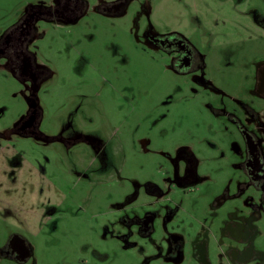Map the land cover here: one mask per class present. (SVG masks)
I'll use <instances>...</instances> for the list:
<instances>
[{"label": "rangeland", "instance_id": "374dc122", "mask_svg": "<svg viewBox=\"0 0 264 264\" xmlns=\"http://www.w3.org/2000/svg\"><path fill=\"white\" fill-rule=\"evenodd\" d=\"M35 1L42 0H0V21L12 23L18 10ZM259 4L264 7V0H247L237 8L232 0H154L150 20L160 31L195 44L206 56L209 76L236 95L248 85L250 64L264 58V43L242 14ZM132 22L133 13L116 21L96 17L91 26L49 28L38 42L40 59L57 72L46 89L50 95L40 94L45 110L40 130L57 135V111L70 98L85 96L94 107L88 105L81 117L91 119L89 132L103 140L99 156L82 144L83 154L76 147L66 160L57 145L45 147L28 138L17 137L12 148L0 149V227L4 219L25 222L20 229L35 246L38 264H136L140 252L128 243L122 247L116 222L141 215L148 202L144 185L162 182L168 165L159 150L170 151L183 140L195 146L204 168L219 172L223 166L213 162L217 152L198 138L212 119L205 96H194L190 81L173 74L167 60L141 49ZM230 46L239 58L228 67L231 61L223 57V62L222 56ZM22 90L0 74V109L5 108L0 130L25 113ZM144 139L150 142L147 154L141 149ZM175 196L180 217L194 216L195 201L181 191Z\"/></svg>", "mask_w": 264, "mask_h": 264}, {"label": "flooded vegetation", "instance_id": "af4514ba", "mask_svg": "<svg viewBox=\"0 0 264 264\" xmlns=\"http://www.w3.org/2000/svg\"><path fill=\"white\" fill-rule=\"evenodd\" d=\"M232 1L237 8L247 0ZM153 3L154 0H42L28 2L12 23L0 21V74L22 85L21 95L27 107L11 128L0 130V149L12 148L16 138L22 137L45 147L57 145L64 160L76 147L83 154L82 144L89 148L90 155H100L103 140L89 132L91 119L81 117L90 110L89 106L94 107L85 96L70 98L57 111V135L40 130L45 115L40 94L50 95L46 89L57 72L40 59L38 42L45 39L49 28H79L84 23L90 25L96 17L116 21L133 13L132 26L141 49L167 60L173 74L190 81L194 96H205V107L212 119L198 138L217 152L213 162H223V166L219 172L204 168L195 146L183 140L172 144L170 151L159 150L157 155L168 165L163 180L144 185L148 202L142 214L117 221L122 230L116 238L122 247L124 242L131 249L138 248L136 264H264V58L250 64L252 76L247 78V87L231 94L209 76L206 56L195 44L175 32H162L151 22ZM248 7L242 14L264 43V7ZM195 24L201 27V18L196 16ZM87 37L95 39L93 34ZM233 52L231 46L223 51V62L224 58L231 61L224 67L235 65L239 55L237 58ZM78 67H74L76 73ZM4 110L0 109V115ZM140 144L142 152L149 153L150 142L144 139ZM63 152L66 156H62ZM8 160L7 165H15ZM178 191L195 201L194 216L180 217L181 207L174 200ZM130 198L135 200L137 196ZM2 223L1 263L38 264L35 246L28 233L20 229L26 223L10 219ZM3 235H7L4 241Z\"/></svg>", "mask_w": 264, "mask_h": 264}]
</instances>
